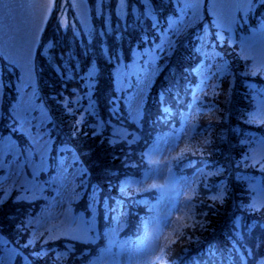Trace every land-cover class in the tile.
Segmentation results:
<instances>
[{"label":"trees","instance_id":"obj_1","mask_svg":"<svg viewBox=\"0 0 264 264\" xmlns=\"http://www.w3.org/2000/svg\"><path fill=\"white\" fill-rule=\"evenodd\" d=\"M57 6L58 10H54L49 18L45 34L49 39H55L57 55L65 66L71 68L69 75L73 79L65 81L67 91H63V95L67 97L73 89H77L79 97H73L79 99L77 107L87 109L90 102L93 104L95 115L84 113L89 123H103V127L99 129L100 136L72 137L70 133L73 118L64 112L59 103L52 102L57 91L63 90L58 82L59 77L48 71L39 78L38 92L44 99L45 106L49 108L52 120L59 125L56 129L59 138L69 140L81 153L91 174L87 178L89 187L87 190H80L78 199L73 204L75 210L87 218H91L95 211L100 232L105 230V216L108 217V226L112 228L118 219L123 225L118 241L138 240V236L143 234V222L151 214L145 200L155 193L147 192L148 190L136 191L129 185L122 191L121 183L128 179L141 178L149 168L147 162L141 159L143 153L152 148L160 137L168 133L178 134L180 123L183 127L186 124L185 133L189 144L183 151L184 154H180L179 160L171 161V168L179 177H186L188 180L195 177L191 191V195L194 194L192 201L195 210L187 224H195L197 221L199 224L191 227L193 231L189 227L181 230L186 234L184 237L190 240V244L177 256V260H172V264H244V261L250 264L256 263L257 258L264 257V212L249 209L250 198L246 192L249 181L264 176V171L259 166L237 167L251 139L264 138V124L248 122L250 117L258 113L264 100V95L261 94L264 93V72L243 75L250 69L244 67L243 62L228 56L226 59L230 67L217 81L220 84L218 94L208 90L198 102L197 115L188 122L185 117L194 102L193 92L200 85L199 77H189L191 88L187 87L181 78V67H186L187 62L181 65L177 57L166 60L144 100L145 133L139 145L136 140L139 136L137 132H142L141 125L135 126L131 135L126 136V130L131 127L130 120L134 115L130 111V102L115 89L114 77L116 64L119 62H109L105 52L111 55V50L115 48L124 54V62L129 63V49L140 50L137 48L140 43L138 37L142 30L149 31L150 20L141 17V27L137 20L140 12L127 18V27H120L115 24L116 17L112 15L113 28L107 31L103 16L98 21L102 29L98 25V30L87 35L77 21L72 0L65 5L57 0ZM68 8V18L74 27L72 30L59 28L57 22L58 18L65 17ZM108 8L112 9V4ZM111 12L113 11L109 12L110 15ZM180 55H185L183 50ZM92 67L96 69V75L89 78L87 71ZM250 85L253 87H249ZM162 90L165 91L163 101L158 95ZM10 94L11 97L15 95H8ZM113 100L115 104L112 103ZM164 108L170 111L165 113ZM114 132L123 135L114 136ZM132 133H136L137 139ZM109 140L116 142L109 144ZM128 141L133 142L129 144ZM242 141L245 143H241ZM125 156L128 157V167L123 163ZM199 169L202 171L200 177L194 176ZM262 180L264 182V177ZM92 185L98 186L94 203ZM222 193V199H212ZM15 195L16 193L0 204V239L7 241L20 253L16 263L82 264L81 249L91 251V248L65 238L67 241L62 242L61 253L58 255L67 253V259L61 262L57 260L56 249L59 245L49 239L48 232L39 231L31 225L24 230H18L17 226L21 221L31 217L30 208L34 206L28 202H14ZM90 203H93L91 208ZM43 205L44 203L38 202L36 209L43 208ZM112 217L116 218L115 221ZM29 239H34V243L25 247ZM106 243L101 239L91 247ZM73 246L74 252L71 251Z\"/></svg>","mask_w":264,"mask_h":264},{"label":"snow or ice","instance_id":"obj_2","mask_svg":"<svg viewBox=\"0 0 264 264\" xmlns=\"http://www.w3.org/2000/svg\"><path fill=\"white\" fill-rule=\"evenodd\" d=\"M67 3L69 0H61V4ZM16 4L19 8L14 6ZM119 4V12L124 14L130 6L129 2L119 0ZM72 6L75 7V3ZM143 7L137 20L142 27L141 17L149 19V31L142 30L138 37L139 51L129 49L128 59L132 62L125 64L124 54L115 48L111 50V55L105 52L109 62H119L114 78L120 83L123 76L126 88L135 90L137 108L143 102L145 90L153 83V76L162 70L159 65L161 58L171 60L177 57L181 65L187 62L186 67H181V78L191 88L188 78L199 77V91L205 95L208 90L218 94L220 84L217 81L230 67L226 59L230 55L250 69L243 75L264 72V0H143ZM54 10H58L57 0H0V204L12 192L16 193L13 197L16 203H33L40 198L47 201L43 196L45 189L37 178L41 173L51 171L54 175L46 183L49 187L57 186L60 193L59 199L47 201V206L41 209L45 219L51 223V227L46 229L49 239L64 236L91 248V251L81 249L82 264H172L173 246L180 243L186 234L180 229L166 231L172 224L167 215H156L144 221L143 235L138 236V243L132 244L128 241L121 243L115 238L118 229L108 226L107 216L105 230L98 232L94 219L85 220L83 216L77 217L71 212L70 202L79 196L81 189L87 190V178L91 174L81 153L69 140L59 138L56 132L59 125L52 120L49 108L39 95V78L48 71L59 77L63 90L57 91L52 102L59 103L64 112L73 118L72 137L100 136L99 129L103 123H89L84 113L95 115L93 104L90 102L87 109L77 107L79 99H73L79 97L77 89H73L67 97L63 95V91H67L65 81L73 77L69 75L71 68L65 66L57 55L55 39H49L45 34V26ZM17 13L23 17L21 24L6 23L8 19H16ZM57 22L59 28L69 27L66 18L60 17ZM181 50L185 55H180ZM95 75L94 67L87 71L89 78ZM9 93L15 95L5 102ZM158 95L163 101L165 91H159ZM195 98L196 93L193 92ZM112 103L115 104V100ZM169 111L168 108L163 109L165 113ZM248 122L264 124V102ZM113 135L123 134L114 132ZM115 142L108 141L109 144ZM132 142L128 141L129 144ZM157 152L158 142L141 157L147 162L151 176L145 173L144 181H123L122 191L131 183H136L138 190L143 191L165 187L157 183H151L149 188L143 186L145 181L159 174L161 161L153 159ZM183 154L181 152V156ZM181 156L172 159L179 160ZM123 163L125 167L129 166L127 156L123 158ZM163 164L171 173L169 161H163ZM241 166H259L264 171V138L251 139L241 156V163L237 165ZM91 187L94 203L98 186ZM246 192L250 198L249 209L264 210V184L250 182ZM222 198L223 193L212 197L214 200ZM193 199L194 194L187 197L188 201ZM93 203L89 204V208ZM111 219L115 221L116 218ZM33 223L34 219L21 221L18 230H24ZM197 224L198 221L183 224V227H195ZM101 239L107 243L91 247ZM33 243L34 239H29L24 246ZM71 251H75L74 246ZM18 256L20 253L15 247H9L7 241L0 239V264H14ZM65 259L66 253L57 256L58 261ZM256 264H264V257L257 258Z\"/></svg>","mask_w":264,"mask_h":264},{"label":"rangeland","instance_id":"obj_3","mask_svg":"<svg viewBox=\"0 0 264 264\" xmlns=\"http://www.w3.org/2000/svg\"><path fill=\"white\" fill-rule=\"evenodd\" d=\"M129 2V7L126 8L124 10V14H121L119 12L120 9V4H119V0H72V4L75 3V7H73L72 9L74 10V13L77 16V21L79 23V25H81V28L83 29V32H85L87 35L93 34L96 30H98V21L99 19L105 18V24L107 25V31H109L110 29L113 28V19L114 17L112 15H114L116 17V25L120 26V27H127L126 26V20L128 17H130L133 14H139L141 11L144 10L143 7V0H128ZM109 4H112L113 8L109 10L108 6ZM65 5V4H64ZM16 8H19V4L14 5ZM110 11L111 15L109 14ZM65 17L68 20V24L69 27L67 28H63L65 30L67 29H73V25L71 24L68 15L70 13V8L66 9L65 11ZM108 13V14H107ZM16 15V19H8L6 21V23L10 24V25H19L23 22V17L17 13ZM110 15V16H109ZM134 15V16H136ZM112 19V20H111ZM100 26V25H99ZM46 28V26H45ZM100 29L101 26H100ZM159 42V41H157ZM146 59V58H145ZM166 60L161 58L159 61V65L161 67V65L165 62ZM132 61H129V63H131ZM125 63V62H124ZM128 64V63H125ZM117 71V69H116ZM115 71V73H116ZM155 76H153V80H154ZM200 80V78H199ZM116 81V79H115ZM133 82H135L133 80ZM151 85V84H150ZM115 89L119 92V94H124V96L126 97V99L130 102V111L131 114L134 115V118H132V120H130V125L131 127L128 128L126 130V136H130L131 135V131L133 130V128L136 126H142L141 130L142 132H137L138 133V139L136 137V133H132L135 134L134 138L137 139L136 142L140 145L142 143L141 139L144 136L145 133V126L143 123V116H144V100L146 99V95L149 91V88L145 90V94L143 97V102L140 104V107L137 108V97L134 95L135 90H129L126 88V83L124 81L123 76H121L120 78V83L115 84ZM150 87V86H149ZM200 85L198 87L197 90H195L196 93V98L194 100V102L192 103L189 112L186 115V120L188 122L192 121L193 117H195L197 115L196 112L199 111L198 109V102L199 100L202 99V97L205 96V94L201 93L199 91ZM6 91V90H5ZM12 95H6L5 97V102H7V100L12 99L11 97ZM11 97V98H10ZM126 100V102H127ZM39 102V101H38ZM262 102H264V100H262ZM261 102V104H262ZM261 107V105H260ZM180 127V132L178 134H172V133H168L166 136H162L160 137V139L156 140L158 142V152L157 154H155L153 156V159L156 160H160L161 164L159 165V174L148 179L147 181L144 182V187L145 188H149L151 183H157V184H162L165 185L164 188L162 189H150L147 192H154L155 194H152V197L150 199L145 200V202L148 204V209L151 212L150 215L147 216V220H149L150 218L156 216V215H167L170 220L172 221V224L166 229V231H172L173 229H180L183 230V224H187L188 220L190 219V215L192 214V211L195 210L194 207V202L193 201H188L187 197L189 195H191V191H193L192 187L194 185V181L192 182V180H187L186 177H179L175 174V172L172 170L171 168V161H173V157L176 156H180L181 152H183L186 147L188 146V136L186 135V124L183 125L180 123L178 125ZM125 136V138H126ZM132 138V137H131ZM127 139V138H126ZM156 142V143H157ZM155 143V144H156ZM163 161H169V165L168 167L171 168V173L168 172L167 168L164 167ZM155 167V166H153ZM14 170V169H13ZM145 173H149L151 176V173L149 171V168L147 170V172ZM145 173L141 178H135V179H128L129 181H133V182H137V181H144V177H145ZM200 175L201 173L197 172L195 176ZM54 175L53 172L48 171L45 173H41L38 178H37V182L39 184H41L45 191L43 193V196L47 198V201H55L57 199H59V193H60V189L57 186H52L49 187L48 183H46L47 181H49L50 176ZM198 175V177H200ZM263 175L261 177L258 178H253L254 180L249 181L252 183H260V184H264L263 182ZM194 178V177H193ZM192 178V179H193ZM28 179H31L30 176H28ZM197 183V182H196ZM7 187V185H5ZM132 189H135L136 191H138V185L136 183H131L129 185ZM197 186V184L195 185V187ZM142 192V191H141ZM15 192H12V194L4 199H8L9 197H11ZM203 196L205 194H202ZM65 199H67L65 197ZM78 199V196L70 202V208H71V212L74 216H83L85 220H95L96 223V228L97 231L100 232L99 229V225L98 222L96 220V213L94 211V215L91 218H87L83 213H78L75 210V207L73 206L74 202ZM47 201L43 198L40 199H36L35 202H33V206L31 207V217L29 219H34V223L31 224V226H33L35 229L37 228L39 231H43V232H47V228L51 227V223H49L45 217L44 214L42 213L41 209H36V207L38 206V202L40 203H44L43 208H45L47 206ZM262 212H264V210H261ZM205 215V214H204ZM264 223V221H263ZM122 223L120 222V220H116L114 227L118 229V231L116 232L115 238L118 240L121 234V230H122ZM187 229V228H185ZM190 231H193L194 229L189 227L188 228ZM143 235V234H142ZM141 236V235H140ZM58 245V249H56L57 252V256L59 253H61V244L63 241H67L65 239L64 236H60V238L57 239H53ZM5 241V240H4ZM74 241V240H73ZM125 241L131 242L132 244H136L138 243V240L136 241H131L130 239L126 240H120L119 242L124 243ZM76 244L78 242L74 241ZM188 243L190 244V240H188L187 238L183 237L180 241V243H178L177 245H174V251L172 254V260H177V256H179V254L183 253V249L185 247H188ZM9 245V244H8ZM9 247H11L9 245ZM57 248V247H56ZM117 250V249H116ZM113 251H115V249H113ZM67 254V253H66ZM249 258V255H248ZM249 261V260H248ZM244 261V264H249V262ZM256 262V261H255ZM14 264L16 263V259L14 261ZM250 264H256L254 262H251Z\"/></svg>","mask_w":264,"mask_h":264}]
</instances>
